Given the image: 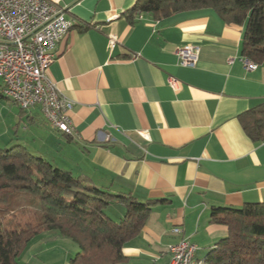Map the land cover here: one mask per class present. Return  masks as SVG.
I'll return each mask as SVG.
<instances>
[{
  "label": "crops",
  "instance_id": "crops-1",
  "mask_svg": "<svg viewBox=\"0 0 264 264\" xmlns=\"http://www.w3.org/2000/svg\"><path fill=\"white\" fill-rule=\"evenodd\" d=\"M51 1L72 26L48 75L74 104L68 115L77 138L52 128L39 107L18 109L5 148L20 145L110 194L159 202L123 248L126 264H167L168 246L182 239L202 262L227 235L210 223L213 208L264 203V142H252L237 120L264 103V63L247 71L242 28L211 10L141 14L130 24L136 0ZM185 45L199 49L194 67L178 64ZM123 215L116 209L109 218ZM47 237L27 247L23 264L69 263L74 249Z\"/></svg>",
  "mask_w": 264,
  "mask_h": 264
},
{
  "label": "trees",
  "instance_id": "trees-1",
  "mask_svg": "<svg viewBox=\"0 0 264 264\" xmlns=\"http://www.w3.org/2000/svg\"><path fill=\"white\" fill-rule=\"evenodd\" d=\"M198 10H211L224 24L242 28V59L264 63V0H136L126 14L133 24L139 14ZM237 120L252 142H264V103ZM157 203L110 194L20 145L0 148V264H23L27 247L46 232V239L76 246L68 264H126L123 248L140 234ZM111 204L124 209L118 222L105 214ZM210 223L225 227L227 235L203 264H264V203L213 208Z\"/></svg>",
  "mask_w": 264,
  "mask_h": 264
},
{
  "label": "built area",
  "instance_id": "built-area-1",
  "mask_svg": "<svg viewBox=\"0 0 264 264\" xmlns=\"http://www.w3.org/2000/svg\"><path fill=\"white\" fill-rule=\"evenodd\" d=\"M140 17L141 14L135 18ZM114 19L110 16L107 22ZM71 26L51 0H0V79L3 82L0 91L13 95L22 111L39 107L52 128L77 138L68 115L74 104L60 95L48 75L56 46ZM115 43L114 35H109V47L113 48ZM198 54L199 49L195 46L180 47L176 51L178 64L194 67ZM242 62L247 71L257 68L252 62L244 59ZM169 84L173 88L176 81L170 79ZM173 233L177 234L179 230L175 228ZM195 251L192 243L182 239L168 246L167 264H192L189 254H195Z\"/></svg>",
  "mask_w": 264,
  "mask_h": 264
},
{
  "label": "rangeland",
  "instance_id": "rangeland-1",
  "mask_svg": "<svg viewBox=\"0 0 264 264\" xmlns=\"http://www.w3.org/2000/svg\"><path fill=\"white\" fill-rule=\"evenodd\" d=\"M0 90H2L1 86H0ZM0 93H1V91H0ZM5 99L6 98H4V100ZM4 103L5 102L0 98V147H2V148H5L6 145H8V143L10 142L9 139L12 138L15 135V132L17 131V128H15L16 120L14 118L15 117L14 114L17 113L18 109H19L14 104L13 105L8 104V106H7ZM4 108H6V109H4ZM9 108L10 109L12 108L13 110L11 109V111H10ZM6 130H9V134H8V136L3 137V134ZM8 137H9V139H7ZM120 208H119V206H117L115 204H111L110 206L107 207V209H105V214L108 217H112L111 215H113V212L116 209L122 210L124 212V210L120 209ZM12 222L13 221H6V225L12 224ZM49 234H50L49 232L42 233L41 237L49 236ZM65 242H66V244H68V245H66V247L70 246L74 249V251L71 250V253H70V256L72 257L77 252V248L69 240H66Z\"/></svg>",
  "mask_w": 264,
  "mask_h": 264
},
{
  "label": "bare ground",
  "instance_id": "bare-ground-1",
  "mask_svg": "<svg viewBox=\"0 0 264 264\" xmlns=\"http://www.w3.org/2000/svg\"><path fill=\"white\" fill-rule=\"evenodd\" d=\"M245 61H247V60H245ZM0 83L2 85V90H3V82L1 81V79H0ZM2 95L7 100H9L10 102L16 104V98L13 95H11V94H5L3 92H2ZM183 242H189V241L187 239H183ZM189 262H193L192 264H203V262H201V261L196 262V260L194 258V254H189Z\"/></svg>",
  "mask_w": 264,
  "mask_h": 264
}]
</instances>
